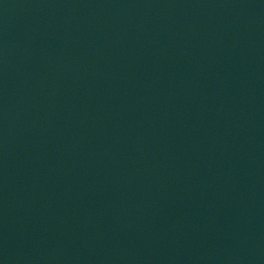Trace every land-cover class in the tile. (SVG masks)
<instances>
[{
  "label": "water",
  "instance_id": "obj_1",
  "mask_svg": "<svg viewBox=\"0 0 264 264\" xmlns=\"http://www.w3.org/2000/svg\"><path fill=\"white\" fill-rule=\"evenodd\" d=\"M0 264H264V0H0Z\"/></svg>",
  "mask_w": 264,
  "mask_h": 264
}]
</instances>
